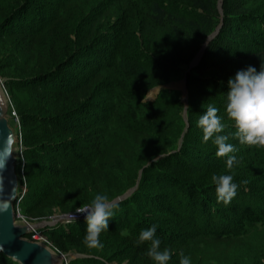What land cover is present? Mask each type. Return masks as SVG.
Listing matches in <instances>:
<instances>
[{
    "label": "trees",
    "instance_id": "1",
    "mask_svg": "<svg viewBox=\"0 0 264 264\" xmlns=\"http://www.w3.org/2000/svg\"><path fill=\"white\" fill-rule=\"evenodd\" d=\"M219 2L56 0L32 11L36 0H0V50L8 53L6 65L29 76L17 80L19 86L32 91L26 104L17 105L29 133L26 144H33L25 150L24 167H35V157L46 163L40 166L46 176L20 200L25 211L40 216L41 208L78 193L87 200L75 205L91 203L97 194L113 199L134 185L140 168L151 162L137 191L114 203L109 228L99 237L101 247L85 245V219L51 228L61 249L79 239V251L101 257H77L70 264H108L116 258L156 264L146 255L148 242L137 243L140 232L152 225L161 250L171 252L168 264H180L181 254L190 264H230L234 248L244 242L245 222L264 225V148L241 144L226 113L229 78L249 65L260 71L264 64V10L247 0H223L221 13ZM104 9L117 13L104 14ZM221 17L218 35L187 74ZM88 54L101 63L88 59L83 72L65 74L66 67ZM182 69L187 70L188 124L183 95L170 86L172 75ZM157 87L162 88L148 98ZM100 97L98 107L94 100ZM208 105L218 109L225 126L220 134L236 149L231 169L227 157L216 156L214 137L205 142L198 127ZM93 108L101 114H90ZM214 174L232 175L238 185L227 204L231 210L211 204L217 199ZM139 200L176 217L180 226L171 228L172 218L158 226L142 215L135 204ZM67 206L64 210L72 209ZM225 213L235 224L226 223ZM0 264L19 263L1 255Z\"/></svg>",
    "mask_w": 264,
    "mask_h": 264
},
{
    "label": "rangeland",
    "instance_id": "2",
    "mask_svg": "<svg viewBox=\"0 0 264 264\" xmlns=\"http://www.w3.org/2000/svg\"><path fill=\"white\" fill-rule=\"evenodd\" d=\"M115 2H119L114 0ZM250 5L252 6V8H256L259 10H264V0H247ZM37 4H33L31 5V7L29 8L30 10L34 11H38L37 9H45L47 7H49L50 5H52L53 3H56V0H36ZM106 14L107 12H115L113 13L114 15H116L117 13V9L114 10H107L104 9L103 10ZM103 11H99V15H104ZM28 21H30V19L32 18V12H29L26 15ZM116 16L113 17L111 19V21L116 20ZM224 18L221 17V22L218 26H220L224 23ZM103 22V20H102ZM104 23V22H103ZM221 26V27H222ZM218 28V27H217ZM221 29V28H220ZM217 30V29H216ZM215 30V31H216ZM214 31V32H215ZM97 48H101V45H99V47ZM7 55L8 53H6L5 51L0 50V78L3 79L5 81V88L7 90L8 96L10 98V102H11V123L15 129V132L18 134L19 136V144L18 147L22 148V152L24 154L23 158H24V165L27 164L25 161L27 160V155L25 153V150L28 149V146L30 148H32L33 144L29 143L26 144V140H25V135L29 134L26 133L25 128H24V123L22 121V118L20 116L19 110H18V104H26L31 95H32V91L31 89L24 85V86H19L20 82L18 83L17 80H19L20 78L22 79L23 77H25L26 75L22 76L20 75L18 72H14L15 68L11 65H6L8 62L7 59ZM88 59L91 60V62H98L101 63V59L97 58V57H89V54L81 57L78 62L76 61L75 63L69 65L68 67H66L64 69L65 74H76V73H80L84 71V66L83 63L85 62V60L87 61ZM90 69H86V71H89ZM181 70V69H180ZM186 69H182V71H177L176 73H174L172 75V81L170 86L171 87H175L176 89H178L182 95L184 96V92L181 88H178V83L181 82L186 75ZM29 77V76H28ZM25 77V78H28ZM24 84V83H23ZM96 104L98 107H101V103H103L101 97L97 98L96 100ZM186 104V103H185ZM187 108H185L186 113L184 112V119L186 121V123H189L188 120V114H187V109L188 106L186 105ZM90 114H101V111H99V109L93 108L90 109ZM199 120V118H198ZM203 134V132H202ZM27 136V135H26ZM184 136V135H183ZM20 162L22 161V166H23V159H22V154L20 152ZM261 157V156H258ZM32 162H36L35 167H28V165L25 168V180L22 176V168H19V172L20 175L22 177V185L25 186L26 188V192L23 194L24 197L28 196L29 193L32 191L33 187L36 185L37 181L40 180L41 178H44L46 175L44 174V171L41 170L40 166L43 164H46L44 159H41L40 157H35V160ZM149 164H151L150 161L146 162L144 164V166H142L140 168V170L138 171V176L135 180L134 185H132L131 187H129L127 190H125L123 193L116 195L115 197H113V199L117 198L120 195H123L127 192H130L132 189H134L131 193L130 196L131 197L136 191L138 186L141 183L142 180V175H143V169L146 166H149ZM255 166H251L250 170L256 172V169H254ZM28 168L30 170V172L28 171ZM256 168V167H255ZM113 178H115L113 176ZM23 190V189H22ZM156 192V191H155ZM155 192H149L148 196H152L155 194ZM79 194L76 195V197L74 195H69L68 198H66L65 200H62L59 205H55L53 207H45V208H41L40 209V216L37 217H33L30 216L24 209V204H26L23 201H20L18 204V212L21 218H25L27 220H31V221H43V222H47V224H45L44 226H42L39 230L38 233H34L33 235H30L29 237L33 240H40L43 241L49 245H51L52 247H54L58 253L62 254V255H69L75 258L77 257H83V256H95L98 258L99 255L94 253V252H81L78 250L79 245H82L81 241L79 239H72L73 240V244H72V248H69L67 250L65 249H61L59 246V243L56 239H53V237L49 234L51 228H55L57 226L60 225H64V224H68V223H72L75 221L80 220H65V218L63 217V215L65 214H69L71 212L77 211V209L79 207H81L82 205H87L90 204V202H83L80 205H75L76 202L80 201L82 198L86 199L87 196L83 194V197ZM127 197V198H128ZM113 199H110V201H112ZM87 200V199H86ZM206 203H208L206 201ZM215 204L216 206H218L219 209L222 210H226L229 209L231 210L234 207H229L228 205H225L224 203L221 204L220 202H218V199H213L211 204ZM70 205L69 207L72 208L70 210H64L65 207H68L67 205ZM135 204L137 206H139L140 211L142 212V215L146 218H150L152 221H156L157 225L160 226V222H162V224L165 222H167V220L169 218L171 219V222H174L175 224L172 225L171 228L175 229L178 228V226H180V222H176V217H169V215H164V213L159 214L158 211H160L159 209L154 208L153 205H146L145 202H143L142 200H139L137 202H135ZM248 207V205H245ZM39 207H41L39 204L35 206V210H37ZM74 207V208H73ZM228 211V210H226ZM235 211V210H233ZM225 212V211H224ZM241 211H237V214ZM229 215L222 214L223 219L226 221V223L229 224H235V219H229L228 218ZM84 219V218H81ZM175 219V221H174ZM62 223V224H61ZM169 224V223H167ZM167 226V225H166ZM168 227V226H167ZM166 227V228H167ZM180 230V229H179ZM173 231V230H172ZM175 232H179L176 230H174ZM47 233V234H46ZM243 233H244V237L243 240L244 242L235 247L234 248V255L232 256L233 261L230 264H254V262L258 263L259 261L261 262V264H264V225H260V224H256V223H251V222H245L244 226H243ZM74 258V259H75ZM101 258V257H99ZM106 260V259H104ZM70 261L68 262V264H70ZM108 264H129V259H121V258H116V259H112L111 261H107ZM260 264V263H259Z\"/></svg>",
    "mask_w": 264,
    "mask_h": 264
},
{
    "label": "clouds",
    "instance_id": "3",
    "mask_svg": "<svg viewBox=\"0 0 264 264\" xmlns=\"http://www.w3.org/2000/svg\"><path fill=\"white\" fill-rule=\"evenodd\" d=\"M217 113L216 107L208 105L197 123L203 131L205 142L214 137L213 143L217 146L216 156L227 157V168L231 169L236 161V157L231 154L236 149L232 144L227 143L228 136L220 134L225 126ZM226 113L234 122L237 129L235 136L241 144L264 148V64L260 71L249 65L247 69H241L234 77L229 78ZM211 179L216 186L218 202L229 204L236 196L238 188L233 182V176L214 174ZM115 208L116 205L107 195L97 194L90 204L82 205L77 209L79 214L84 215L87 225L85 245L93 248L102 246L100 234L109 228V220L113 217ZM155 234L156 225H152L140 232L137 243L148 242L146 255L156 264H168L171 252L169 249L161 250V241ZM180 264H190V258L181 254Z\"/></svg>",
    "mask_w": 264,
    "mask_h": 264
},
{
    "label": "water",
    "instance_id": "4",
    "mask_svg": "<svg viewBox=\"0 0 264 264\" xmlns=\"http://www.w3.org/2000/svg\"><path fill=\"white\" fill-rule=\"evenodd\" d=\"M222 4L223 0H220L221 13ZM221 26L222 24L207 38L203 48L191 62L187 74L199 64L209 41L218 35ZM187 74L178 83V88L183 90V99L188 106ZM161 88H154L148 98ZM11 117L10 98L5 89V81L0 78V256L4 255L19 264H68L75 256L62 255L47 243L29 237L47 222L27 220L18 213V202L23 189L19 172L22 148L18 147L19 136L11 123ZM133 190L111 202L114 204L126 199Z\"/></svg>",
    "mask_w": 264,
    "mask_h": 264
},
{
    "label": "built area",
    "instance_id": "5",
    "mask_svg": "<svg viewBox=\"0 0 264 264\" xmlns=\"http://www.w3.org/2000/svg\"><path fill=\"white\" fill-rule=\"evenodd\" d=\"M6 89V88H5ZM7 91V90H6ZM21 154H22V159H23V166H22V176H23V178H24V180H25V174H24V170H23V167H24V158H23V152H21ZM26 192V188H25V186H23V190H22V197H23V194ZM21 197V198H22ZM21 200V199H20ZM20 200H19V202H20ZM19 202H18V204H19ZM19 213V212H18ZM63 217L65 218V220H69V221H71V220H77V219H81V218H84V215L83 214H79L77 211H74V212H71V213H69V214H65V215H63ZM39 230V229H38ZM38 230H36L34 233H38ZM33 233V234H34ZM32 234V235H33ZM40 241V240H39ZM43 242V241H42ZM49 245V244H48ZM51 246V245H50ZM52 247V246H51ZM54 248V247H53ZM55 249V248H54ZM56 250V249H55Z\"/></svg>",
    "mask_w": 264,
    "mask_h": 264
},
{
    "label": "bare ground",
    "instance_id": "6",
    "mask_svg": "<svg viewBox=\"0 0 264 264\" xmlns=\"http://www.w3.org/2000/svg\"><path fill=\"white\" fill-rule=\"evenodd\" d=\"M62 224V223H61ZM67 225V224H66Z\"/></svg>",
    "mask_w": 264,
    "mask_h": 264
}]
</instances>
